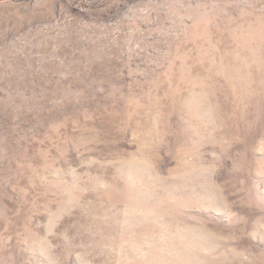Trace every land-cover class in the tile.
<instances>
[{
    "label": "rangeland",
    "instance_id": "374dc122",
    "mask_svg": "<svg viewBox=\"0 0 264 264\" xmlns=\"http://www.w3.org/2000/svg\"><path fill=\"white\" fill-rule=\"evenodd\" d=\"M0 264H264V0H0Z\"/></svg>",
    "mask_w": 264,
    "mask_h": 264
}]
</instances>
